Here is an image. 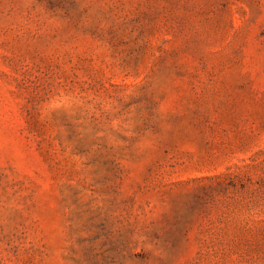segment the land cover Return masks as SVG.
Returning a JSON list of instances; mask_svg holds the SVG:
<instances>
[{
  "label": "rangeland",
  "instance_id": "374dc122",
  "mask_svg": "<svg viewBox=\"0 0 264 264\" xmlns=\"http://www.w3.org/2000/svg\"><path fill=\"white\" fill-rule=\"evenodd\" d=\"M0 264H264V0H0Z\"/></svg>",
  "mask_w": 264,
  "mask_h": 264
}]
</instances>
